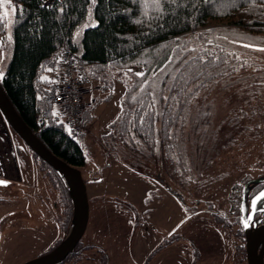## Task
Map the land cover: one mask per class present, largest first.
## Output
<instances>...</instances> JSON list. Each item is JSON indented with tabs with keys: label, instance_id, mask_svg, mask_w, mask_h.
<instances>
[{
	"label": "rangeland",
	"instance_id": "1",
	"mask_svg": "<svg viewBox=\"0 0 264 264\" xmlns=\"http://www.w3.org/2000/svg\"><path fill=\"white\" fill-rule=\"evenodd\" d=\"M187 39L191 49L230 50L222 72L227 74L190 99L179 118L176 141L188 173L172 193L157 178L155 165H141L115 145L127 79L110 84L90 79L82 97L90 105L78 140L89 201L78 243L88 247L62 264L242 263L233 259L234 248L243 259L242 239L230 210L242 181L264 172V52L257 50L264 48V36L218 26ZM3 61L0 44V70ZM13 136L21 181L12 176L9 186H0V264H21L50 251L70 223L67 200L51 171ZM151 169L157 177L149 175ZM91 199H105L99 213Z\"/></svg>",
	"mask_w": 264,
	"mask_h": 264
},
{
	"label": "trees",
	"instance_id": "2",
	"mask_svg": "<svg viewBox=\"0 0 264 264\" xmlns=\"http://www.w3.org/2000/svg\"><path fill=\"white\" fill-rule=\"evenodd\" d=\"M5 10L8 16L3 23L7 26L0 27L4 52L1 66L4 79L0 84L16 111L44 145L71 166L80 169L85 165L79 136L69 137L52 103L49 82L52 77L42 79L55 72L54 57L65 43L83 59L90 77L106 84L127 79L124 80L126 90L121 113L114 124V144L141 160L138 161L141 165L146 162L151 168L155 165L159 177L157 173L153 175L152 169L149 175L159 178L172 193L176 192L173 184H180L189 171L176 139L181 131L179 118L186 104L183 101L190 100L191 95L178 90L169 92L168 88L176 83L172 77L179 74L178 65L180 71L184 70L181 61L185 58L191 62L193 57H202L203 61L196 60L197 66L207 64L204 72H211L215 81L229 67L230 50L221 46L191 49L187 37L213 31L218 26L249 36H264V3L261 0H255L254 4L252 0H237L235 7L230 0H180L178 5L168 6L167 14L159 20L144 17L141 5L133 0H96L95 4L92 0H61L50 6L43 5L41 0H10L0 7V16ZM156 15L150 6L149 17ZM136 19L142 24L134 23ZM86 24L89 26L85 27ZM133 67H141L145 76H136ZM152 85L160 90L159 95L141 92V88L152 91ZM163 96L176 98L165 102ZM153 99L157 100L156 106L149 109ZM53 112L58 116L54 117ZM37 119L41 123L38 124ZM42 164L51 171L64 193L67 200L64 207L66 209L68 204L71 216V203L64 184L46 163ZM134 165L132 160L129 166ZM190 169L194 171V166ZM82 246L78 243L67 258L79 255L81 249L88 247Z\"/></svg>",
	"mask_w": 264,
	"mask_h": 264
},
{
	"label": "water",
	"instance_id": "3",
	"mask_svg": "<svg viewBox=\"0 0 264 264\" xmlns=\"http://www.w3.org/2000/svg\"><path fill=\"white\" fill-rule=\"evenodd\" d=\"M0 113L10 129L42 162L46 163L64 184L70 203V223L62 239L50 251L31 258L21 264H61L70 255L83 236L88 218L89 201L86 184L79 168L74 167L55 156L44 143L35 135L14 108L0 84ZM264 191V190H262ZM261 191V192H262ZM262 194V193H261ZM244 193L239 199L240 226L244 231L247 264H263L262 254H256L255 249L261 237V230L250 231L249 223L245 226L243 220Z\"/></svg>",
	"mask_w": 264,
	"mask_h": 264
},
{
	"label": "built area",
	"instance_id": "4",
	"mask_svg": "<svg viewBox=\"0 0 264 264\" xmlns=\"http://www.w3.org/2000/svg\"><path fill=\"white\" fill-rule=\"evenodd\" d=\"M50 6L61 0H41ZM57 68L53 74L52 103L57 108L71 139L78 138L82 130L83 94L89 82V71L83 59L63 43L55 55ZM37 123H41L37 119Z\"/></svg>",
	"mask_w": 264,
	"mask_h": 264
},
{
	"label": "snow or ice",
	"instance_id": "5",
	"mask_svg": "<svg viewBox=\"0 0 264 264\" xmlns=\"http://www.w3.org/2000/svg\"><path fill=\"white\" fill-rule=\"evenodd\" d=\"M205 2H208V0H205ZM245 2H248V0H245ZM262 3H264V0H261ZM5 3H10V0H0V7H3V5ZM92 3L95 4L96 0H92ZM133 3H139L141 5V8L143 9L142 11V15L144 17H148L149 20H159L162 19L166 14H167V8L168 6L171 5H178L180 3V0H133ZM230 3L233 7L236 6L237 0H230ZM252 3H255V0H252ZM151 6L152 11L156 12L157 15L154 17H149V7ZM12 12L15 13L16 9L13 8ZM8 16V12L7 10L4 11L3 15L0 16V27H6L7 25H5L3 23L4 18H6ZM134 23L136 24H142V21L140 19H136L134 21ZM89 25H85V27H88ZM92 27H95V24L91 25ZM10 39V37H9ZM244 47H253L252 45L249 44H245L243 45ZM260 52H264V48H259L257 49ZM199 59L201 61H203V58H196L193 57L192 61L189 62L187 60V58H185V60L181 61V64L185 65L184 70L180 71V66H177L176 71L179 73L177 76H173L172 80L176 81V83L172 84L169 88L168 91L169 92H174V91H181V92H185L186 95L191 94L190 95V99L194 98L195 96L199 95V90L200 89H204L207 90V88L210 86L209 81L212 82H216L215 81V77L213 76V74L211 72H208L207 74H205L204 72V68L207 67V64H203L201 66H197L196 64V60ZM237 59H239V57H237ZM233 68L235 70V66L233 65ZM48 71H52V69H47ZM128 72H131V69H128ZM222 74H227L222 73ZM125 75H127V73H125ZM136 76H140V77H144L145 74L143 72H139V73H135ZM201 77H205V79H201ZM4 79V74L3 71L0 70V81H2ZM43 80H48L47 77H42ZM198 81V83H197ZM51 82V81H49ZM146 82V81H145ZM153 90L149 91L146 88H141V92H147L148 95H152V96H156L160 94V90L157 89V87L155 85L150 86ZM193 89H196V91L194 92ZM133 99H137V97L133 96ZM163 100L165 102L175 99L176 97L174 96H163L162 97ZM138 102H141L138 100ZM184 103H188L190 102L189 100H185L183 101ZM157 103L156 99H153L152 102L148 105L149 109H153L155 108ZM52 115L54 117L58 116L57 112H53ZM147 115V114H146ZM143 117H141V120L143 121ZM155 119V117H153V120ZM62 123V121H61ZM69 134L71 135V129H69ZM8 183V181H4V180H0V185H6ZM264 204V201L260 200L259 197L253 201V205H254V211H255V206L257 204ZM251 218H245V226H247L248 222L250 221ZM171 235V234H170Z\"/></svg>",
	"mask_w": 264,
	"mask_h": 264
},
{
	"label": "flooded vegetation",
	"instance_id": "6",
	"mask_svg": "<svg viewBox=\"0 0 264 264\" xmlns=\"http://www.w3.org/2000/svg\"><path fill=\"white\" fill-rule=\"evenodd\" d=\"M264 172L259 173L258 175L247 177L245 178L242 183L239 186V190L237 192V195L232 198V206L233 209H231V214L235 218V224L237 225V230L240 231V236L242 239V245H241V252H242V260L239 258L240 254L235 249V258L237 262H242L241 264H247L246 261V247H245V236L244 231L240 226V216H239V199L242 193H244V199H243V208H244V215L243 220L245 221V218H251L249 223L250 231L253 233H257V231L261 230V237L260 240L256 246L255 253L262 254V261L264 264V204H257L255 206L254 211V205L253 201L256 200L258 197L260 200L264 201ZM262 191V192H261ZM262 193V194H261ZM234 237V236H233ZM238 239V233L236 234V237ZM239 254V255H238ZM244 262V263H243Z\"/></svg>",
	"mask_w": 264,
	"mask_h": 264
},
{
	"label": "crops",
	"instance_id": "7",
	"mask_svg": "<svg viewBox=\"0 0 264 264\" xmlns=\"http://www.w3.org/2000/svg\"><path fill=\"white\" fill-rule=\"evenodd\" d=\"M55 72L50 73V76L52 74H54ZM90 76V75H89ZM51 78V77H50ZM90 79H95L90 77ZM98 80V79H96ZM89 83V82H88ZM111 83V82H110ZM107 82V84H110ZM106 84V83H105ZM87 87V85H86ZM86 87L84 90V96L86 95L87 91H86ZM84 104V110L86 108V106H89ZM83 110V112H84ZM83 115V114H82ZM14 133L12 132V130L10 129V127L7 125L6 121L4 120V118L2 117L1 113H0V180H4V181H8V183L6 185H0V186H9V180L10 178H12V176H18V180L21 181L20 178V160L18 158L17 155V144H16V140L15 137L13 136ZM83 168V167H81ZM9 178V180H8ZM105 199H91V202H102ZM102 204L99 203V206L96 207L97 213H99V208L101 209ZM95 209V210H96ZM62 231L63 227H61ZM233 259L236 261L235 258V248H234V252H233Z\"/></svg>",
	"mask_w": 264,
	"mask_h": 264
}]
</instances>
